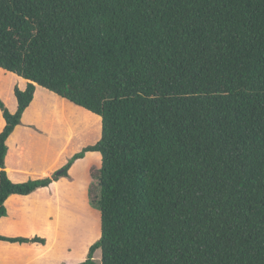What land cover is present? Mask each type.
<instances>
[{
  "label": "trees",
  "instance_id": "obj_1",
  "mask_svg": "<svg viewBox=\"0 0 264 264\" xmlns=\"http://www.w3.org/2000/svg\"><path fill=\"white\" fill-rule=\"evenodd\" d=\"M0 70L26 83L15 112L0 99V218L98 153L100 237L78 264H264V0H0ZM37 87L99 118V139L13 183L6 141Z\"/></svg>",
  "mask_w": 264,
  "mask_h": 264
},
{
  "label": "rangeland",
  "instance_id": "obj_2",
  "mask_svg": "<svg viewBox=\"0 0 264 264\" xmlns=\"http://www.w3.org/2000/svg\"><path fill=\"white\" fill-rule=\"evenodd\" d=\"M18 82L17 77L0 71V98L6 108L13 110L15 108L13 89L17 86ZM31 121L38 122L37 129L31 127L34 128L32 130L34 131L33 138H36L35 143L28 142L27 137L22 135L23 132H18L12 143L15 144L20 139H25L28 151L23 152L22 156L19 157V162L23 161L24 165L36 171L39 170L37 166L44 164L51 166L53 173H51L50 178L58 175L73 156L79 154L84 148L92 146L99 139V118L72 106L64 100L56 99L55 96L43 90L36 92L35 98L30 105V110H28L25 116L24 123ZM36 154L39 155L36 156ZM35 156L36 158L38 157V160ZM42 159L44 163L39 164ZM15 163L16 161L13 160V157H10V168ZM97 163V154L91 152L85 153L82 158L73 162V184L69 181L68 177H62L71 186L69 185L67 186L68 188L64 189L67 184L63 183L61 185L60 194L57 196L58 200H54V207L49 209L53 215L57 216L56 228L59 238L54 244L55 249L60 254L64 255L70 252L76 256H81L85 249L88 250L100 237L99 212L91 207L87 195L84 200V194L80 190L81 187L85 186L84 184L87 181V169ZM37 176L33 177L31 174H28L22 182L36 180ZM95 189L94 186V191ZM66 195L78 199L79 204L77 208L75 205L71 206V203L66 199ZM56 205L57 207H55ZM40 212L46 214L45 208L40 210ZM42 218L45 220L44 216ZM78 258L79 256L76 259ZM94 259L99 264V251L94 254Z\"/></svg>",
  "mask_w": 264,
  "mask_h": 264
},
{
  "label": "crops",
  "instance_id": "obj_3",
  "mask_svg": "<svg viewBox=\"0 0 264 264\" xmlns=\"http://www.w3.org/2000/svg\"><path fill=\"white\" fill-rule=\"evenodd\" d=\"M2 72L6 73L4 71ZM18 80L19 82L16 87L23 90L26 86V83L20 78H18ZM38 90L48 92L45 89L37 87L33 96V100ZM48 93L52 94L50 92ZM55 98L59 99L57 96H55ZM30 105L24 111L21 117L22 119L20 123L22 124V126H20L21 124L17 126L6 141L7 153L5 156V171L7 173L8 178L13 183H24L22 181H24L25 176H27L28 174H31L33 177L35 175H38V178L35 179H42L50 177L52 175L51 173H53L51 166H46L45 164L42 166H37V169L39 170L36 171L33 170L31 167L24 165L23 161L19 162V157L22 156L23 152L28 151L27 144L24 141L25 139H20L15 144L12 143L18 132H23L22 135L27 137L28 142L35 143L36 141V138H33L34 131L32 129L38 128V122L31 121L28 123H24L25 116L27 115L28 110H30ZM16 106L17 104L15 100L14 110L9 108L8 110L10 112H15ZM3 127L4 121L0 113V132L2 131ZM95 154L98 155V163L87 169V181L84 184L85 186L81 187L80 189L84 194V200L86 199L88 186L90 184L89 171L92 167H98L100 163L99 154ZM38 155L39 154H36V156ZM10 157H13V160L16 161L15 165H12V168H10L9 166ZM36 159L38 160V157ZM41 163H44L43 159L39 162V164ZM72 169L73 165L68 172V178L71 183L74 180V178H72ZM19 178H21V180H19ZM63 183L67 184L65 182V178L53 182L52 184H50L49 187L41 189L39 188L28 196L13 195L5 201L4 206L6 208V216L0 218V236L22 238L40 237L45 239V244L40 245L31 243L18 244L0 242V264H78L86 259L88 251L87 249H85L84 253H82L81 256H76L75 254H71L70 252L63 255L55 249L54 242L59 238L58 230L56 228L57 216L53 215V213L50 212L49 209L51 207H54V200L58 198L57 196H59L60 194V187H62L61 185ZM69 185L70 184H67L64 189L68 188L67 186ZM66 199L71 203V206L75 205V207L77 208V205L79 204L77 198L66 195ZM55 207H57V205ZM44 208L46 214L40 212V210ZM40 215L42 217L44 216L45 220H43ZM78 256L79 258L76 259Z\"/></svg>",
  "mask_w": 264,
  "mask_h": 264
}]
</instances>
